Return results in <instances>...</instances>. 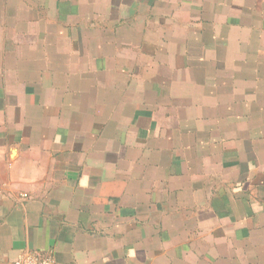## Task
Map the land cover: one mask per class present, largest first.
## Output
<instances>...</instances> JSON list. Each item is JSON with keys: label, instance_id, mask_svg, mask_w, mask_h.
<instances>
[{"label": "crops", "instance_id": "1", "mask_svg": "<svg viewBox=\"0 0 264 264\" xmlns=\"http://www.w3.org/2000/svg\"><path fill=\"white\" fill-rule=\"evenodd\" d=\"M264 264V0H0V264Z\"/></svg>", "mask_w": 264, "mask_h": 264}, {"label": "built area", "instance_id": "2", "mask_svg": "<svg viewBox=\"0 0 264 264\" xmlns=\"http://www.w3.org/2000/svg\"><path fill=\"white\" fill-rule=\"evenodd\" d=\"M13 264H58V262L49 253L25 250L14 260Z\"/></svg>", "mask_w": 264, "mask_h": 264}]
</instances>
